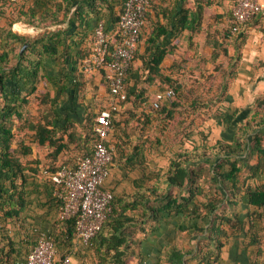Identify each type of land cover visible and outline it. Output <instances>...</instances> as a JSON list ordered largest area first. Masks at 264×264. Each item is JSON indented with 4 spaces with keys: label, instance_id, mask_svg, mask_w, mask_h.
<instances>
[{
    "label": "trees",
    "instance_id": "obj_1",
    "mask_svg": "<svg viewBox=\"0 0 264 264\" xmlns=\"http://www.w3.org/2000/svg\"><path fill=\"white\" fill-rule=\"evenodd\" d=\"M85 1L88 5L86 17L78 15L82 23L87 25L91 14L99 21L101 14L106 13L112 18L116 31L119 13L123 11L126 0ZM1 2L3 8H0V16L6 22L0 28V264H25L27 255L37 244L38 236L34 240L30 235L24 234V214L32 202L31 197L40 194V187L46 193L48 207L54 205L57 210L55 231L50 237L57 256L61 259L67 256L66 250L74 245L76 222L75 218L59 219L63 204L55 196V192L60 187L52 181L51 176L62 168L73 169L76 165L68 167L62 164L54 167V162L58 154L67 150L70 144L85 150L80 159L92 154L93 143L97 139L94 129L98 114L86 115L78 122H71L67 117L60 116L56 95H49L48 86L55 92H69L76 101L80 100L78 79L83 74L79 72L76 75L78 70L75 65L69 71L57 66L59 58L69 55L66 49H61L65 44L64 33L45 31L31 43L26 36L11 30L12 25L19 22L42 29L62 24L70 11L71 3L67 2V6L63 8L57 4V0ZM30 2L32 4L25 10V5ZM196 2L191 10H181L183 15L179 21L180 28L192 34L199 30L203 16V6L199 0ZM210 3L208 0L205 5L210 6ZM235 3L236 0H232V4ZM47 5H50L49 8ZM61 15L64 16L63 19L59 18ZM227 17L230 29L222 32L220 47L215 34L209 33L207 36L209 42L213 43L214 51L221 49L225 57H228L227 43L232 38V29L237 25L231 10ZM260 17L261 13L257 14L251 24H258ZM218 23V19H208L209 28ZM245 25L237 32L242 40L246 37ZM115 31L111 35L110 49L119 40ZM165 32L164 29L158 30L145 40V51L140 55L142 69L138 71L131 65L128 70L126 99L123 101V104L136 103L137 107L142 106L145 111L139 117V129L143 132L146 129L155 130L156 134L158 129L161 131L162 127L174 124L176 113L183 107L184 100L183 84L163 73L162 63L170 53L164 40L160 41V36ZM25 44L28 45L27 50L32 53V58L27 57V50L20 54V49ZM137 48L133 60L137 58ZM214 51L211 55L213 60L219 56V52ZM88 55L89 53L78 59L82 61ZM182 68V62L175 60L170 71ZM100 72L105 79L104 71ZM42 79L47 86L42 91L41 101L46 110L42 117L31 119L26 107ZM104 85L110 95L107 80ZM151 88L155 92H151ZM168 90H173L174 95H167ZM158 94H163V98L158 100ZM155 101H158L157 108L154 107ZM245 113L246 116L250 114V118L239 126L237 125L243 117L236 120L238 114H225L221 122L225 125L227 134L210 148V154H206L208 148L205 146H193L191 151L184 150L175 157L168 158L167 164L158 170L148 169L145 165L146 155L159 149V136L155 135L153 146H139V159L135 162L131 157L128 161L129 165L138 167L142 173L133 182L135 191L132 194H121L105 186L113 194L112 212L88 245L80 243L82 245L78 247V251L91 257L92 264H129L135 256L136 232L143 229L148 221L175 214L186 220H213L208 223V234L226 238L229 232H243L249 236L246 246L258 247L261 252L264 245V93L255 99L253 108H246L239 115ZM85 121L88 122L87 125ZM76 124L81 131H77ZM232 127L236 129L230 132ZM33 143L37 147L52 150L47 155L49 165L39 167L38 161L29 159ZM135 150L136 148L133 152ZM251 160H255V163H250ZM111 167L112 165L109 168ZM251 180L261 181V184L253 186ZM208 183L213 184L214 192L206 190L205 185ZM224 206L229 208L230 213H225L223 209V214L218 216L216 210ZM216 219L221 220L218 225ZM221 246L218 242V248Z\"/></svg>",
    "mask_w": 264,
    "mask_h": 264
},
{
    "label": "crops",
    "instance_id": "obj_2",
    "mask_svg": "<svg viewBox=\"0 0 264 264\" xmlns=\"http://www.w3.org/2000/svg\"><path fill=\"white\" fill-rule=\"evenodd\" d=\"M199 1L203 6L202 23L199 30L192 34L186 29H181L179 21L183 15L181 10H191L197 4L196 0H150L147 19L142 28L141 40L136 51L137 58L132 63L133 69L141 71L142 59L140 55L145 51V40L158 30H166L160 36V41L164 40L166 48L170 50V53L166 55L162 63L163 73L171 75L173 79L179 80V78L175 77V74L190 67L189 56H197L196 60H200L198 55L201 47H204L203 50L205 52L210 51L212 55L215 48L213 43L209 42L210 40L207 38L209 33H217L215 40L219 47L222 45L223 33L218 31V28L221 27L219 26L220 23L212 24L209 28L208 19L210 21L218 19L222 24L223 22L225 23L228 18V11L231 10L233 5L232 0H209L211 2L210 6L205 5L208 0ZM258 1L263 7L258 24H250L247 27L244 40L239 37L240 41L231 43L230 39L227 43L228 55H230V51L236 53L239 51L237 58L230 57L229 60H237L238 62L230 94L236 100L238 108L242 109V111L239 110L240 113L246 108H253L255 99L264 93V0ZM67 2L71 3L70 11L67 13L64 22L41 30L43 33L45 31L64 33L65 44L61 49H66L69 55L59 58L57 66L69 71L75 65L78 70L76 75L80 72L85 76L86 80L88 78L91 79L93 88H97V95L94 97V94L87 93L85 100H83L84 102L76 101L74 95L70 96L69 92L61 93L59 90L55 92L58 100L57 110L60 116L67 117L71 122H78L83 116L90 115V109L87 108V104L88 102L90 103L92 98L98 99V101L101 100V102L99 101L100 104L106 103L103 109L109 106L112 98L104 85L106 80L103 78L102 72L82 73L80 69L81 61L78 59V57L80 58L90 53L93 31L98 20L91 14L87 25L81 22L78 15L83 17L85 15L86 17V11H88V5L85 0H57V4H60L63 8L67 6ZM31 4V2L26 4L25 10ZM2 5L3 3L0 0V8H3ZM49 6L47 5V8ZM59 18L63 19L64 16L61 15ZM99 21L104 22L105 30L110 36L114 34L115 28L112 24V18L108 14H101ZM5 22V18L0 16V28L5 26ZM260 26H263V28L259 29L258 27ZM11 30L21 36H26L30 33L29 27L21 22L13 24ZM214 52H221V49H216ZM175 60L182 62L183 68L171 72L170 68ZM146 74L147 71L144 72V75ZM78 81L80 84V97L84 82L80 78ZM150 90L155 92L154 88ZM137 105L136 103H119L118 109L113 116L115 124L107 141L109 147L113 150L114 163L110 168V175L105 182V186L121 194H132L135 191L133 182L142 175L138 167L129 165L128 161L132 157L133 161L136 162L139 159V153H137L139 146L154 145L153 140L155 135H157L155 133L152 136L153 132L148 133L149 129L144 132L139 129L141 127L139 117L145 110L142 106L137 107ZM77 126L78 124H76ZM40 148L43 149V147ZM135 148L136 150L133 152ZM42 152L44 158L40 154V160H36L39 162V167L49 165L50 160L47 155L52 150L44 148ZM68 152H70V155H68ZM131 154L133 155L131 156ZM76 156L77 152L74 151V145L70 144L67 150L58 154L54 162L56 166L54 167H59L62 164L74 167L80 159H76ZM33 158H36V153ZM145 165H147L146 168L148 169L158 170L161 167L160 160L156 159L154 151L146 155ZM31 200L32 202L24 214V234L30 235L31 239L34 240L37 239L40 232H46L51 236L55 231L54 221L58 219L56 217V208L54 205L50 208L48 207L49 201L42 187H40V194L35 195V197L32 196ZM216 214L218 216L223 214V208L219 207L216 210ZM212 221L205 218L186 220L181 215L171 214L146 222L143 225V229L135 234V256L129 264H264V245L261 252L258 247L246 246L249 236L243 232L240 234H231L229 232V236L226 238L210 233L209 235L207 231L208 223ZM220 222L221 220L216 219V225ZM221 227L223 226L221 225ZM201 229H204V231ZM218 242L222 244L220 248H218ZM81 245L75 238L73 247L67 249L66 254L71 257L72 262L75 264H92L93 259L91 257L85 256L78 251V247Z\"/></svg>",
    "mask_w": 264,
    "mask_h": 264
},
{
    "label": "built area",
    "instance_id": "obj_3",
    "mask_svg": "<svg viewBox=\"0 0 264 264\" xmlns=\"http://www.w3.org/2000/svg\"><path fill=\"white\" fill-rule=\"evenodd\" d=\"M16 0H10L15 2ZM150 0H126L120 13L116 33L117 44L110 49L111 36L105 30L103 21H98L94 31L88 57L81 61L84 73L103 70L110 88L111 103L101 110L96 118L92 154L78 160L73 169L62 168L51 176L60 188L55 196L63 204L59 219L75 218L76 239L88 245L97 234L104 221L112 212L113 194L105 188L113 162V150L108 145V136L113 129V116L120 102L126 99V79L135 50L140 40ZM263 10L258 0H236L231 13L237 25L232 33L252 20ZM167 95H174L168 90ZM158 100L163 94H158ZM158 107V101L154 102ZM25 264H73L67 255L59 259L51 237L46 232L38 234L35 247L29 252Z\"/></svg>",
    "mask_w": 264,
    "mask_h": 264
},
{
    "label": "rangeland",
    "instance_id": "obj_4",
    "mask_svg": "<svg viewBox=\"0 0 264 264\" xmlns=\"http://www.w3.org/2000/svg\"><path fill=\"white\" fill-rule=\"evenodd\" d=\"M253 20L254 18L245 25V31ZM219 26L221 27L218 28V31L221 32L230 29V24L227 21L225 23L223 22V24L220 22ZM258 28L262 29L263 26ZM41 29L42 28L29 27L30 33L26 35V37L30 39L31 43L43 33ZM232 34L231 43L240 41V35H238V33ZM215 35H217V33ZM203 48L204 47H201L199 51V61L196 60L197 56H189L188 61L190 62V67L175 74V77L179 78L184 86L183 107L177 111L173 125L170 123L168 127H162L161 131L157 128L156 136H159L160 146L155 153L156 159L160 160L161 167L165 166L168 158L175 157L176 154L184 150L191 151L193 146H205L208 148L206 154H210V148L215 146L218 140H223V135L227 134L225 125L221 122L225 114H238L235 118L236 120L237 118L243 117V120L239 121L237 126L250 118V114H247V116L246 113L241 116L239 115L242 109L240 110L238 108L236 100L233 99L230 94L232 81L237 72L238 62L237 60L232 61L229 59L230 57L237 58L239 51L238 53L230 51L228 57L223 56L222 52H219V56L217 55V58L213 60L212 56H210V51L205 52ZM230 48L232 47L230 46ZM26 50L27 48L24 51ZM26 55L28 58H32V53L28 50L26 51ZM79 78L83 79L84 82L80 101L84 102L83 100H85V95L87 93L94 94L95 97L97 95V88H93L91 79L88 78L86 80L85 76ZM46 87L42 79L38 84L37 92L30 96V102L26 108L28 116L31 117V119L42 117L44 110H46V106L41 103L43 98L42 91ZM48 87L50 89L49 95L55 96V90L50 86ZM99 101L101 102V100ZM99 101L98 99L92 98L90 103L88 102L87 108L90 109V115L98 114L104 108L106 103L100 104ZM85 124L87 125L88 122L85 121ZM76 129L78 132L81 131L79 126H77ZM234 129H236V127H232L229 131L231 132ZM152 132L151 135L154 136L155 130ZM148 133H151V131L149 130ZM155 145L157 146L156 143ZM31 147L32 154L29 157L30 160H40V154L42 158H44L42 152L44 148L37 147L34 143L31 144ZM74 151L77 152L76 159L80 158L81 155L85 153V150H80L75 145ZM200 151L202 152V150ZM35 153L36 158H33ZM68 155H70V152H68ZM250 163H255V160H251ZM250 182H253V186L261 184V181L257 180H251ZM262 183L264 184V179ZM205 188L208 191L214 192L213 184L208 183L205 185ZM223 209L225 213H230L227 206H224Z\"/></svg>",
    "mask_w": 264,
    "mask_h": 264
},
{
    "label": "water",
    "instance_id": "obj_5",
    "mask_svg": "<svg viewBox=\"0 0 264 264\" xmlns=\"http://www.w3.org/2000/svg\"><path fill=\"white\" fill-rule=\"evenodd\" d=\"M27 44H25V45H23L22 47H21V49H20V54H22L23 53V51L27 48Z\"/></svg>",
    "mask_w": 264,
    "mask_h": 264
}]
</instances>
